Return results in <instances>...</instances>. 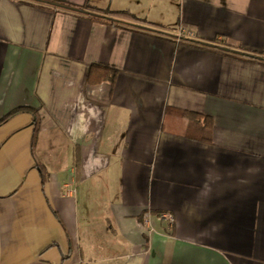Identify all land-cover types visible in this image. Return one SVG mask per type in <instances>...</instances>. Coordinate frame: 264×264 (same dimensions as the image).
Returning <instances> with one entry per match:
<instances>
[{"label":"crops","instance_id":"crops-1","mask_svg":"<svg viewBox=\"0 0 264 264\" xmlns=\"http://www.w3.org/2000/svg\"><path fill=\"white\" fill-rule=\"evenodd\" d=\"M53 1L147 23L0 0V264H264V0Z\"/></svg>","mask_w":264,"mask_h":264},{"label":"trees","instance_id":"trees-1","mask_svg":"<svg viewBox=\"0 0 264 264\" xmlns=\"http://www.w3.org/2000/svg\"><path fill=\"white\" fill-rule=\"evenodd\" d=\"M38 1L50 3V4L60 6V7L72 10V11H76V12H87L89 14L95 15L97 18L104 19V20L109 19L112 21H118V18H119V20L127 19V20H131V21H135L137 23H147V22L137 18L135 15H133L128 10L111 11L108 9H100V8L92 7V6H88L87 8L83 9V8L72 6L70 4L57 2V1H53V0H38ZM151 25H156V24H151ZM230 51H234V50H230ZM246 55L250 56V57L260 58L259 56H253V55H249V54H246ZM261 59L264 62V58H261ZM116 73H117V71L114 68L105 66V65L100 64V63H91V64H89L87 72H86V83L87 84H98V83H101L103 81H107L113 86L114 81H115V77H116ZM24 108L25 107H18L16 109H14L13 111H11L10 113H8L7 115H5L4 118H6V117L10 116L11 114H13V113H15L21 109H24ZM37 130H38V126L34 128L33 134H32V142H31L32 151L34 150Z\"/></svg>","mask_w":264,"mask_h":264},{"label":"built area","instance_id":"built-area-1","mask_svg":"<svg viewBox=\"0 0 264 264\" xmlns=\"http://www.w3.org/2000/svg\"><path fill=\"white\" fill-rule=\"evenodd\" d=\"M187 33H190V32H187ZM158 219L161 220V221H164L166 222L168 225H171L174 218H173V215L169 212H159L158 213ZM137 220V224L138 226L143 229V230H150V221H149V216L147 214H145L144 217H142L141 220Z\"/></svg>","mask_w":264,"mask_h":264}]
</instances>
